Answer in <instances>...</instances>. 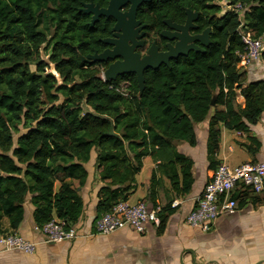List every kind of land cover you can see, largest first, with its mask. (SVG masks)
Here are the masks:
<instances>
[{"label":"trees","instance_id":"trees-1","mask_svg":"<svg viewBox=\"0 0 264 264\" xmlns=\"http://www.w3.org/2000/svg\"><path fill=\"white\" fill-rule=\"evenodd\" d=\"M214 1L152 0L137 9L136 19L146 25L140 53L153 41L166 50L159 36L166 29L163 21L183 24L186 9L198 14L194 33L210 30L202 52L145 70L139 94L133 73L104 81L100 68L110 61H82L108 47L102 40L112 35L114 24L101 16L90 25L91 15L82 7L91 2L104 8L108 0H0V234L16 231L28 196L35 225L56 218L66 229L73 226L83 208L76 186L85 183L84 164L93 148L104 182L97 193V219L127 200L146 156L156 163L147 189L151 206L159 185L156 173L168 179L174 196L190 192L192 161L177 145L196 144L193 125L208 117L212 100L208 170L218 164L220 124L249 133L264 111V80L243 83L245 71L238 62L245 47L238 31L242 23L244 31L264 43V0H227L244 6L241 19ZM41 46L48 62L39 57ZM260 61L264 64V49ZM49 63L54 73L45 71ZM238 94L243 107L235 102ZM248 138L247 151L254 155L259 142ZM171 201L160 212H172Z\"/></svg>","mask_w":264,"mask_h":264},{"label":"crops","instance_id":"crops-1","mask_svg":"<svg viewBox=\"0 0 264 264\" xmlns=\"http://www.w3.org/2000/svg\"><path fill=\"white\" fill-rule=\"evenodd\" d=\"M239 67L245 71L244 84L252 80H264V64L260 61L248 67ZM260 71L263 73L259 75ZM235 102L243 107L244 100L239 94ZM210 117L211 113L205 120L193 125L196 136L194 146L187 143L177 145L178 152L192 161L193 183L190 192L185 196H174L168 179L156 173L159 185L155 189L156 199L152 207L157 209V217L170 199L171 203H178L175 207L170 204L172 212H160L163 224L150 223L145 234H138L128 227L106 235L95 232L97 193L104 182L98 176L96 151L93 148L84 164L87 172L84 185L77 187L75 182L83 208L73 225L74 238L59 243H44L41 235L34 230V207L28 196L24 202L23 219L15 232L34 242L35 249L29 254L0 250V264H264V193L234 188L230 197L236 201L235 211L220 215L209 231L186 222L195 199L214 172V169L208 170L206 152ZM219 131V145L215 154L218 163L224 162L233 167L243 162L264 161V111L255 124L249 125L248 134L238 136L237 131L228 130L221 124ZM248 136L259 142L254 155L247 151V146L251 144ZM145 168L146 177L139 180ZM155 168L156 163L150 157L142 159V167L135 175L136 188L126 202H148L147 189ZM6 227L7 221L4 219L3 228Z\"/></svg>","mask_w":264,"mask_h":264},{"label":"built area","instance_id":"built-area-1","mask_svg":"<svg viewBox=\"0 0 264 264\" xmlns=\"http://www.w3.org/2000/svg\"><path fill=\"white\" fill-rule=\"evenodd\" d=\"M227 2V0H226ZM228 10L234 11L239 19L242 18L244 6L239 3L226 4ZM238 34L245 47L240 55L238 66L248 67L259 62L264 49L262 38H253L249 32L241 28ZM241 136V132H236ZM246 188L254 193H264V161L243 162L230 167L224 162H219L211 178L205 183L202 191L195 199L192 210L186 217V222L192 226L209 231L216 219L223 214H232L236 209V201L230 197L231 191L236 188ZM177 201L171 203L172 207ZM157 209L146 201L129 204L119 201L109 211L101 214L94 221V230L98 234L106 235L116 229L128 227L138 234H145L151 224L158 225ZM44 243H59L72 239L75 236L74 226L66 229L63 221L52 218L41 226H34ZM35 243L25 239L17 232L0 234V250L19 251L26 254L32 253Z\"/></svg>","mask_w":264,"mask_h":264},{"label":"water","instance_id":"water-1","mask_svg":"<svg viewBox=\"0 0 264 264\" xmlns=\"http://www.w3.org/2000/svg\"><path fill=\"white\" fill-rule=\"evenodd\" d=\"M152 0H108L107 6L100 8L93 3L84 4L82 11L91 15L90 25L101 16L112 18V35L102 40L108 47L100 53H93L82 58V61L90 63L108 62V66L102 72L104 81H114L118 76L133 73L136 76L139 94L144 88L143 72L155 70L160 65H169L170 60L185 57L189 52H202L209 44V28L201 33L196 30L195 21L198 14L189 9L185 10L183 24H175L169 19L163 21L166 29L159 36L166 40V50L160 51L153 41L142 54L138 48H144L142 40L144 36V24L136 19L137 9L144 3ZM211 116L214 113V103L211 101Z\"/></svg>","mask_w":264,"mask_h":264},{"label":"rangeland","instance_id":"rangeland-1","mask_svg":"<svg viewBox=\"0 0 264 264\" xmlns=\"http://www.w3.org/2000/svg\"><path fill=\"white\" fill-rule=\"evenodd\" d=\"M214 2H216V3H218V4H220L224 9H228V7H227V5H226V0H215ZM42 47L43 46H41L40 48H39V57H40V59L41 60H43V61H46V62H48V59H47V56L44 54V51L42 50ZM143 54V53H142ZM261 62V61H260ZM259 63V62H258ZM259 66H260V64H259ZM257 67V66H256ZM259 68V67H258ZM100 70H101V72H100V76L102 75V72L104 71L102 68H100ZM45 71L46 72H49V71H51L52 73H54V71H53V69H52V64L51 63H49V65H48V67L45 69ZM260 73H263L262 71H260L259 72V75H260ZM258 77V76H257ZM125 87H126V84L124 83V82H122L121 84H120V88H121V90H125ZM25 130L24 129H20V132H24ZM16 137H17V135H14V140L16 139ZM146 171H147V168H145V170H143L142 172H141V174L139 175V180H143L145 177H146Z\"/></svg>","mask_w":264,"mask_h":264},{"label":"flooded vegetation","instance_id":"flooded-vegetation-1","mask_svg":"<svg viewBox=\"0 0 264 264\" xmlns=\"http://www.w3.org/2000/svg\"><path fill=\"white\" fill-rule=\"evenodd\" d=\"M110 63H111V61H110Z\"/></svg>","mask_w":264,"mask_h":264}]
</instances>
